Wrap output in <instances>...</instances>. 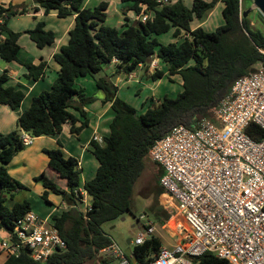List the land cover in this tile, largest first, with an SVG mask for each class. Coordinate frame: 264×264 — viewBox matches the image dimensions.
Segmentation results:
<instances>
[{
    "label": "trees",
    "instance_id": "16d2710c",
    "mask_svg": "<svg viewBox=\"0 0 264 264\" xmlns=\"http://www.w3.org/2000/svg\"><path fill=\"white\" fill-rule=\"evenodd\" d=\"M132 1L140 21L138 25L126 22L123 30L105 24L106 1L95 7H83L84 0L29 2L38 3L46 13L55 10L61 17L76 14V20L69 31V42L54 54L59 71L52 88L33 98L30 107L20 116L18 129L0 132V227L13 230L15 221L32 210L30 201L23 200L10 206L5 196L9 193L13 199L16 191L28 188L7 168L26 146L21 139L22 130L35 137L55 135L62 132L66 122H71L72 132L79 134L89 125L84 106L94 98L76 87L78 77L102 72L114 58L118 60V70L131 74L157 54L167 63L171 81L177 74L182 77L183 90L177 97L164 96L158 103L151 104L146 112L138 113L135 106L117 94L118 87L109 78L100 77L97 85L107 94L104 103L112 101L114 116L103 141H92L93 152L100 164L95 177L84 185L91 197V210L84 213L77 208H68L60 215H54L55 225L67 247L52 254L46 262L36 261L28 250H23L19 256L6 254L2 264H86L91 261L99 264L101 250L113 242L104 224L133 213L136 184L150 166L158 167L156 192L164 193L160 185L162 170L150 156L153 144L176 125L194 127L203 118L214 120L217 106L236 80L264 63V32L253 26L250 13L244 16L246 7L242 8V0H222L225 22L214 31H207L202 26L192 28V22L202 19L218 0H194L192 6L186 5L184 0L170 3ZM29 3L10 4L4 8L8 16L0 23V34H4L0 38V54L5 61H20L18 40L22 32L10 29L7 22L12 15L28 13L31 10ZM39 6L33 9H39ZM152 11L153 16L150 15ZM144 15L147 16L145 21L142 20ZM172 27L176 28L175 36L182 30L188 36L179 44L161 43L157 35ZM25 32L39 47L52 44L56 39L55 32L47 29L44 21ZM20 62L26 66L28 78L39 79L45 75L46 61ZM163 75L164 71L157 69L152 77L158 79ZM9 79L8 70H5L0 75V103L16 108L21 105L25 93L7 85ZM75 97H78L76 102ZM78 121L81 124L76 126ZM246 132L256 140L264 138V128L254 122L249 124ZM46 153L48 167L54 173H42L36 178L45 186L42 198L49 201V192L53 191L62 195L67 204L77 202L75 189L81 181L78 159L66 155L61 147L46 149ZM153 211L160 223L170 216L165 213L163 218L155 208ZM163 244L161 236L154 234L143 244L134 246V256L138 262L146 261ZM194 264L231 263L207 252L194 258Z\"/></svg>",
    "mask_w": 264,
    "mask_h": 264
},
{
    "label": "built area",
    "instance_id": "2783aa9c",
    "mask_svg": "<svg viewBox=\"0 0 264 264\" xmlns=\"http://www.w3.org/2000/svg\"><path fill=\"white\" fill-rule=\"evenodd\" d=\"M7 7L0 3V23L8 16ZM151 66L157 67L155 59ZM252 122L264 128V63L236 80L214 120L203 118L194 127L176 125L150 150L162 170L164 194L176 202L184 220L177 225L176 242L133 263L113 240L101 250L99 264H194V258L207 252L231 264H264V138L256 140L246 132ZM21 139L29 145L35 136L22 130ZM93 139L103 141L98 135ZM75 194L77 202L65 203L63 210L80 209L81 203L84 213L91 210L87 190L79 186ZM55 222L54 215L43 217L30 210L15 221L13 230L0 227L1 249L16 256L28 250L36 261L46 262L67 247ZM146 226L131 240L132 247L157 231L150 220Z\"/></svg>",
    "mask_w": 264,
    "mask_h": 264
},
{
    "label": "crops",
    "instance_id": "0c3cea01",
    "mask_svg": "<svg viewBox=\"0 0 264 264\" xmlns=\"http://www.w3.org/2000/svg\"><path fill=\"white\" fill-rule=\"evenodd\" d=\"M91 1L92 0H84L83 7H95L101 1L108 2L107 18L105 21L107 25L123 30L126 22L131 25H138L140 21L137 11L132 7L134 3L132 0L125 2L123 0H99L94 5H91ZM172 1L175 2L176 0ZM193 1L194 0H184L185 4L188 6H192ZM29 2L30 0H0V3L7 6L10 4L19 5ZM29 4L31 10L25 14L12 15L8 19L7 26L14 31L22 32L18 40L21 46L19 52L20 61H30L33 63L46 61L47 68L43 77L39 79L28 78L26 76L27 68L24 64L17 60L5 61L0 54V75L5 70H8L10 79L7 85L21 89L25 93L24 100L21 105L16 108L0 103V132L2 133H10L18 129L20 116L30 107L33 98L42 91L52 88L59 71V65L54 59V54L58 52L63 45L69 42V31L73 28L76 20V14L61 17L55 10L46 13L45 9L36 2H31ZM35 6H39V9H33ZM224 6V2L218 0L216 5L209 10L202 19L197 18L192 22V28L202 26L207 31L216 30L225 22L223 15ZM243 7L244 4L242 0V8ZM150 15L153 16L154 12H150ZM39 21H44L45 27L55 32L56 39L54 43L39 47L30 37L29 33L25 32L26 30L35 28ZM118 25H120V27ZM175 30L176 28L172 27L168 32L157 35V38L164 44L171 42L179 44L188 34L182 30L179 36H175ZM2 37H4V34H2ZM152 59H155L157 62V67L155 68L151 66ZM112 65L117 67V62L115 60L112 61L106 65L104 69H111ZM138 68L144 69L143 74L140 76L136 75L135 72L123 75L124 73L118 69L112 70L109 78L111 80V77L116 74V77L114 76L116 82L111 81L118 87V95H121L125 87H132V93L142 98L141 106H144L148 98L150 101L148 106L150 107L151 104L158 103L160 98L168 96V94H163L161 90L164 79L181 84V89H183L182 77L177 74L173 76V81H171L168 77L169 70L167 63L159 58L157 54L152 56L147 64L140 65ZM157 69L163 70L164 75L158 79H154L152 74ZM98 74V77L95 74L92 75L93 82L91 91L87 89L89 88L88 83L91 82L89 78L81 76L83 78L78 77L76 79V87L84 89L87 96L94 98L84 106L89 118V125L77 134L72 132V123L66 122L61 133L35 137L34 141L20 150L7 165L9 173L28 187L27 189L22 188L16 191L13 199L9 193H5L7 203L10 206L15 202L28 200L31 203L32 210L43 217L60 215L63 211V205L66 202L63 200L62 195L54 196L52 192H49V201H46L42 198L45 186L42 181L36 179L37 176L42 173L48 175L54 173L48 167L49 158L46 149L61 147L66 155H71L78 159L79 168L81 170V188H85L84 185L87 180L95 177L100 163L93 152L92 141L94 140V135L103 138L104 135L109 133L110 122L114 116L112 101L109 100L104 103L107 94L105 90L97 85V80L104 75L101 72ZM143 87L145 90H143ZM73 100L76 102L78 97H75ZM138 113H142V111L138 110ZM80 124L81 121H78L76 126ZM22 191L26 192L23 193ZM17 196H21L24 199L18 200L16 199ZM34 196L38 197L39 200L40 198L44 199L46 207H44L42 201H39L37 211L34 210L32 203ZM89 200H91L90 196ZM142 230L143 229H140L139 232ZM6 254L7 253L1 249L0 245V264L6 259ZM3 255H5V258Z\"/></svg>",
    "mask_w": 264,
    "mask_h": 264
},
{
    "label": "rangeland",
    "instance_id": "374dc122",
    "mask_svg": "<svg viewBox=\"0 0 264 264\" xmlns=\"http://www.w3.org/2000/svg\"><path fill=\"white\" fill-rule=\"evenodd\" d=\"M98 1L99 0H92L91 5L96 4ZM243 4L244 7L248 9L252 7L253 0H243ZM250 17L252 19L253 26L255 28H260L264 32V15L258 9L252 8L250 11ZM118 26L120 27V25ZM116 69L117 67L112 65L111 69L105 68L101 73L105 77L109 78L112 70ZM134 72L136 75L140 76L143 74L144 69L137 68ZM115 75L116 74L111 77V80ZM86 77L91 80V82L88 83L89 88H87L88 91H91L93 77L92 75H88ZM132 90V87H125L119 96L135 106L139 111H142V113L145 112L149 107L148 105L150 101L147 98L144 106H141L142 98L137 97L135 93H132ZM143 90H145L144 87ZM161 90L163 94H168L169 97L175 98L180 92H182L183 89H181V84L164 79ZM158 172L159 170L157 166H150V168L146 169L142 177L137 182L134 190L133 213H128L124 220L119 218L115 221L105 223L103 226L114 242H116L124 250L128 247L127 240L129 238L134 240L139 230L144 229V225L148 220L155 223L157 226L155 234L161 236L164 244L172 246V244L176 242L175 233L177 232V225L179 223H184V220L178 212L176 202L164 193L158 194L156 192L157 187H159L156 176ZM22 192L25 193L26 191ZM50 192H52L54 196L60 195L53 191ZM16 199L21 200L24 198L17 196ZM39 201H42L44 203V207H46L44 199L40 198L39 200L38 197L34 196L32 203L33 209L36 211L38 209L37 205ZM153 208H155L163 218L165 217L164 214L168 213L170 215L169 218L165 219L163 223H160L159 219L154 214ZM85 209V204L81 203L79 210L85 212ZM3 257L5 258V255H3ZM86 264H97V262L91 261Z\"/></svg>",
    "mask_w": 264,
    "mask_h": 264
},
{
    "label": "water",
    "instance_id": "95a60500",
    "mask_svg": "<svg viewBox=\"0 0 264 264\" xmlns=\"http://www.w3.org/2000/svg\"><path fill=\"white\" fill-rule=\"evenodd\" d=\"M252 8H255V9H258L263 15H264V0H253V4H252V7L246 9L243 14L244 16H248V14L250 13V11L252 10ZM256 70V68L252 69L251 72H254ZM95 75L98 77V73H95ZM116 77V76H115ZM113 82H116V79L113 77L112 79ZM1 189V187H0ZM71 189H69L70 191ZM123 220L125 219V216L121 217ZM131 238H129L127 240V243H128V247L126 248V254L128 256L131 257V260L133 261V263H137V259L136 257L134 256V248L131 246Z\"/></svg>",
    "mask_w": 264,
    "mask_h": 264
}]
</instances>
